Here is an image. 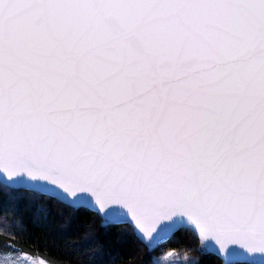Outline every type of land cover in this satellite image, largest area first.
Segmentation results:
<instances>
[{"label":"snow or ice","instance_id":"snow-or-ice-1","mask_svg":"<svg viewBox=\"0 0 264 264\" xmlns=\"http://www.w3.org/2000/svg\"><path fill=\"white\" fill-rule=\"evenodd\" d=\"M0 212V264H264V0H0Z\"/></svg>","mask_w":264,"mask_h":264},{"label":"trees","instance_id":"trees-1","mask_svg":"<svg viewBox=\"0 0 264 264\" xmlns=\"http://www.w3.org/2000/svg\"><path fill=\"white\" fill-rule=\"evenodd\" d=\"M21 214H24L23 211ZM5 215V213L0 212V218H2ZM8 219L9 221H13L16 217L14 216L13 213L9 212L7 213ZM87 231V226H83L79 229L80 232V236L83 237L84 232ZM102 230L99 227V224L97 222L96 224V233L99 234ZM0 237H3L4 239H8V240H12L14 239V237L12 236H8L5 233V230L3 228V224L0 223ZM61 246H63V242H61ZM112 246L114 249H120L121 245L116 242L115 238H112ZM126 247L129 248H135L136 249V253H137V258H138V262L139 264H145V262L149 261V251L147 249L142 248L141 246L135 244L134 241H128ZM177 246H173L174 250ZM187 254V253H182V255ZM188 255V254H187ZM203 264H212V257L211 256H207L203 258Z\"/></svg>","mask_w":264,"mask_h":264},{"label":"rangeland","instance_id":"rangeland-1","mask_svg":"<svg viewBox=\"0 0 264 264\" xmlns=\"http://www.w3.org/2000/svg\"><path fill=\"white\" fill-rule=\"evenodd\" d=\"M184 256L187 258L188 255L187 254H184Z\"/></svg>","mask_w":264,"mask_h":264}]
</instances>
